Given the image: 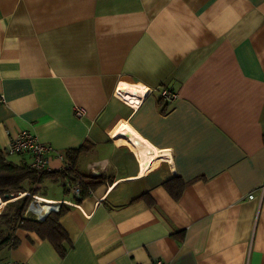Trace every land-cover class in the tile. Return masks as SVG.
Listing matches in <instances>:
<instances>
[{
	"label": "crops",
	"instance_id": "obj_1",
	"mask_svg": "<svg viewBox=\"0 0 264 264\" xmlns=\"http://www.w3.org/2000/svg\"><path fill=\"white\" fill-rule=\"evenodd\" d=\"M0 93L2 150L30 131L58 171L84 145L75 169L100 180L63 206L64 255L16 228L0 264H264V0H0ZM131 130L158 160L143 174Z\"/></svg>",
	"mask_w": 264,
	"mask_h": 264
},
{
	"label": "trees",
	"instance_id": "obj_2",
	"mask_svg": "<svg viewBox=\"0 0 264 264\" xmlns=\"http://www.w3.org/2000/svg\"><path fill=\"white\" fill-rule=\"evenodd\" d=\"M84 147L82 145L76 149H68L65 155L71 165V172L75 178L81 181V191L85 196L88 188H93L100 180L84 179L75 169L76 155ZM5 156L4 150L0 148V198L4 200L5 194H13L15 197L19 193L27 192V194L9 201L6 204L8 207L0 212V224L4 226V229H0V247L10 240L12 245H14L13 232L16 228H22L34 231L40 238L47 239L60 255H64L67 250L66 244L69 242L67 233L59 224V218L65 211L64 207L59 212L48 214L42 221L23 216V212L29 203L30 195L40 194L43 196L47 182L60 185L63 191L67 193L61 172L59 170L38 172L31 168L27 162L16 164L7 160ZM185 185L186 183L177 175L164 183L165 189L173 199L179 198ZM5 230L8 232L4 235Z\"/></svg>",
	"mask_w": 264,
	"mask_h": 264
},
{
	"label": "built area",
	"instance_id": "obj_3",
	"mask_svg": "<svg viewBox=\"0 0 264 264\" xmlns=\"http://www.w3.org/2000/svg\"><path fill=\"white\" fill-rule=\"evenodd\" d=\"M114 95L126 103L125 100L121 99L117 94V88H115ZM161 97L167 103H170L175 94L167 89L161 91ZM0 103H4V97L0 93ZM75 115L81 117L84 115V110L82 108H75ZM4 154L6 155H27L29 156L28 164L31 168L35 169L38 172L51 171L49 160L52 156L57 158H63L61 152L56 150L53 146L47 143L39 141L37 136L30 131L20 130L15 136H13L7 147L4 149ZM72 168L69 162H65L63 166L59 169L62 174V180L64 187L70 198L61 199V200H46L40 196L33 195L32 199L29 201L26 206L23 216L25 218H34L38 221H42L48 214L59 212L63 206L68 207H78L79 202L85 197L81 191V181L78 178H75L71 172ZM90 192V191H89ZM27 194V192H24ZM23 196L22 193H19L16 197L18 198ZM253 195H249V198H252ZM47 207V209H43ZM40 210H37V209ZM1 264H26L19 260L8 259L3 261ZM154 264H167L163 260H157Z\"/></svg>",
	"mask_w": 264,
	"mask_h": 264
},
{
	"label": "bare ground",
	"instance_id": "obj_4",
	"mask_svg": "<svg viewBox=\"0 0 264 264\" xmlns=\"http://www.w3.org/2000/svg\"><path fill=\"white\" fill-rule=\"evenodd\" d=\"M136 85L135 84L129 85L126 82L122 81L119 86L124 88L125 91L129 94V96H131V98H134L135 100L140 101L139 94L144 91L142 90L141 87H138ZM117 143H120L126 146L129 150H131L138 156L141 162V172H140L141 174L145 173L149 168L154 166V164L158 161L156 160V158H154V153L150 152V149L152 146L148 142L143 140L134 130L129 131L122 138L118 139ZM22 194L24 195L26 193H22ZM5 204H6V201L0 198V210Z\"/></svg>",
	"mask_w": 264,
	"mask_h": 264
},
{
	"label": "rangeland",
	"instance_id": "obj_5",
	"mask_svg": "<svg viewBox=\"0 0 264 264\" xmlns=\"http://www.w3.org/2000/svg\"><path fill=\"white\" fill-rule=\"evenodd\" d=\"M120 146L122 147V148H126V147H124L123 145H121L120 144ZM59 188H62L60 185H55L54 183H50V182H47L46 183V185H45V190H44V193H43V195H52V194H54L55 192H57V190H59ZM63 189V188H62ZM33 195H40V194H31L30 195V200L32 199V196ZM2 199V198H1ZM16 198H10V199H8V200H6V204L9 202V201H11V200H15ZM3 200V199H2ZM29 200V201H30ZM5 201V200H4ZM4 205L3 207H2V209L0 210V212L3 210V209H5V208H7L8 206L7 205ZM0 229H4V226L2 225V224H0ZM7 232L8 231H6L5 230V232H4V235L5 234H7ZM0 241H1V237H0ZM3 260V252L2 251H0V262Z\"/></svg>",
	"mask_w": 264,
	"mask_h": 264
},
{
	"label": "water",
	"instance_id": "obj_6",
	"mask_svg": "<svg viewBox=\"0 0 264 264\" xmlns=\"http://www.w3.org/2000/svg\"><path fill=\"white\" fill-rule=\"evenodd\" d=\"M15 196L13 195V194H10V195H8V194H5L4 195V200L6 201V200H8V199H10V198H14Z\"/></svg>",
	"mask_w": 264,
	"mask_h": 264
}]
</instances>
